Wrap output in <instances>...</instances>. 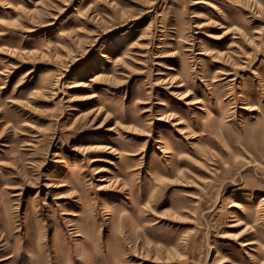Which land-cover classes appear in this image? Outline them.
I'll list each match as a JSON object with an SVG mask.
<instances>
[{"label":"rangeland","instance_id":"1","mask_svg":"<svg viewBox=\"0 0 264 264\" xmlns=\"http://www.w3.org/2000/svg\"><path fill=\"white\" fill-rule=\"evenodd\" d=\"M0 264H264V0H0Z\"/></svg>","mask_w":264,"mask_h":264}]
</instances>
